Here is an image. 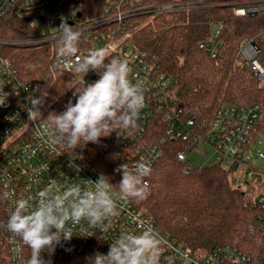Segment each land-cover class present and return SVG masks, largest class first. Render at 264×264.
I'll return each mask as SVG.
<instances>
[{
  "label": "built area",
  "instance_id": "obj_1",
  "mask_svg": "<svg viewBox=\"0 0 264 264\" xmlns=\"http://www.w3.org/2000/svg\"><path fill=\"white\" fill-rule=\"evenodd\" d=\"M211 1L214 0H108L103 14L83 17L79 6L68 5L64 0H0V16L38 11L49 25L60 27L67 20L74 21L72 26L81 33L90 32L86 41H90L91 46L82 49L80 45L78 56L83 57L90 50L103 48L107 50L109 60L126 59L130 67V81L138 85L145 96L137 129L113 131L102 137L98 144L88 143L83 148H77V158L71 160L70 157L75 155L72 149L57 143L53 151L43 118L53 112L62 113L69 101L76 102L73 86L83 87L80 77L74 75L73 80L51 101L44 102L43 98V104L38 106L41 116L37 114L35 119H29V97L42 96L43 80L26 81L20 78L12 61L0 51V96L8 94L5 105L0 106V264H27L30 256V249L18 239L13 242L12 234L6 229L12 200L27 199L35 204L38 191L45 188L52 192L63 191L70 184L87 189L84 181L95 182L100 176L84 154V148L89 146L100 147L117 165L127 163L131 167L136 161L143 160L152 168L163 154V140L152 143L147 138L148 128L157 115H163L166 120L165 137L184 142V150L177 153L180 161L187 162V152L204 143L213 151V162H219L226 168L234 167L232 178L236 184H247L253 178H261L264 182V168L261 169L260 165V160L264 161V132L255 138L252 136L261 117V105L222 104L208 127L196 115L183 112L170 103L168 89L171 77L159 69L154 54L134 49L129 40L131 32L127 30V20L138 12L155 15L169 10H190ZM216 1L231 5L238 16L253 17L264 13V0ZM222 29V22L212 23L208 39L200 43V47L205 48L213 58L223 54ZM55 36L56 32L47 33L18 43L22 46L36 45L55 41ZM3 43L0 39V45ZM260 52L255 37L246 38L240 44L236 62L239 65L248 64L255 77L263 81L264 66L259 59ZM97 79L99 75L94 71L84 76L86 85ZM70 164L73 166L70 167ZM76 167L79 172L75 171ZM52 180H56L54 186ZM144 180L149 184L147 177ZM110 191L113 195L118 192L114 187ZM5 192L10 193L11 199L4 198ZM259 201L264 207V194H260ZM147 226H151L164 242L160 256L165 257V264H252L251 256L232 244L218 246L206 255H196L169 234L161 232L155 219L134 200H117V214L111 218V227L107 232L91 226L86 220L70 224L72 239L62 240L51 255L44 252L42 256L46 262L56 264L57 257L68 246L93 247L98 253L107 254L109 245L122 232L139 233Z\"/></svg>",
  "mask_w": 264,
  "mask_h": 264
},
{
  "label": "trees",
  "instance_id": "obj_2",
  "mask_svg": "<svg viewBox=\"0 0 264 264\" xmlns=\"http://www.w3.org/2000/svg\"><path fill=\"white\" fill-rule=\"evenodd\" d=\"M81 8L83 17L104 13L108 0H64ZM165 1V0H157ZM39 15L6 14L0 16V39H31L43 34L37 24ZM222 22L223 54L213 58L200 47L210 35L212 23ZM129 38L136 50H147L156 56L158 67L171 77L168 97L179 110L194 114L210 126L222 104L261 105V117L253 138L264 132V80L259 81L248 64L236 62L241 42L255 37L264 66V13L238 16L231 5L211 1L190 10H169L152 15L138 12L127 20ZM90 32L82 33V49L91 46ZM0 51L14 64L20 78L43 80L44 102H49L72 80L74 75L55 64V41L30 46L0 45ZM46 93V95H44ZM57 110V108L55 109ZM163 115H157L148 128L150 142L163 140L161 159L147 178L148 195L135 204L156 221L158 229L179 244L202 256L218 246L236 245L249 254L252 264H264V207L254 201L249 190L236 184L232 168L219 162L190 167L177 153L184 150L180 139L165 137ZM100 147L84 148L87 160L95 169L117 185L122 176L107 152ZM251 180L246 183L250 184ZM118 190L116 187H114ZM93 247L68 246L56 264H93L97 254ZM168 252L165 254L167 255ZM159 264H165L160 256Z\"/></svg>",
  "mask_w": 264,
  "mask_h": 264
},
{
  "label": "clouds",
  "instance_id": "obj_3",
  "mask_svg": "<svg viewBox=\"0 0 264 264\" xmlns=\"http://www.w3.org/2000/svg\"><path fill=\"white\" fill-rule=\"evenodd\" d=\"M81 36V31L66 23L56 29V66L79 76L83 87L73 86L76 102L69 101L65 111L53 112L43 118L53 151L57 143L75 152L88 143L98 144L102 137L113 131L137 129L145 102L143 90L129 79L128 61L109 60L107 50L103 48L78 56ZM89 71L98 73L99 79L86 85L84 76ZM7 96V93L0 96V106L5 105ZM29 101L28 118L41 116L38 106L43 104V95L29 97ZM76 158L75 152L70 159ZM79 170L75 168V171ZM116 171L122 176L117 185L101 174L95 182L84 181L87 189L70 184L63 191L52 192L48 188L38 191L35 204L27 199L12 200L6 229L12 234L13 242L18 239L30 249L27 264H50L43 259L42 253L51 255L62 240L72 239L70 224L86 220L91 226L107 232L111 218L117 214V200L142 201L147 198L148 184L144 178L151 173L148 162L136 161L131 167L122 163ZM52 184L54 186L56 180H52ZM112 187L118 189L116 195L110 191ZM3 196L11 199L8 192ZM163 243L151 226L139 233L125 231L109 245L107 254L97 253L92 257L93 264H159Z\"/></svg>",
  "mask_w": 264,
  "mask_h": 264
},
{
  "label": "rangeland",
  "instance_id": "obj_4",
  "mask_svg": "<svg viewBox=\"0 0 264 264\" xmlns=\"http://www.w3.org/2000/svg\"><path fill=\"white\" fill-rule=\"evenodd\" d=\"M38 13H39L38 11H35V12L32 11V12H29L28 14L39 15ZM37 24L43 34L53 33V32L55 33L56 29L59 28L57 24L49 25L46 22L42 23L40 17H38ZM2 40L4 43H9V44L16 45V46H22L18 42L22 41L23 39H10V40L2 39ZM42 43H46V41ZM212 153H213L212 149H210L209 147H206L204 143H201L197 145L196 147H194L193 150L187 152V162L190 167L209 165L213 163ZM260 165H261V169H263L264 161L260 160ZM261 180H262L261 178L259 179L253 178L250 184H243L241 186L243 190H249L250 195L254 201L258 200L260 194H264V182H261Z\"/></svg>",
  "mask_w": 264,
  "mask_h": 264
},
{
  "label": "water",
  "instance_id": "obj_5",
  "mask_svg": "<svg viewBox=\"0 0 264 264\" xmlns=\"http://www.w3.org/2000/svg\"><path fill=\"white\" fill-rule=\"evenodd\" d=\"M78 15L80 16L81 13H78ZM73 23H74V21H72V20H67V21H66V24H68V25H70V26H72Z\"/></svg>",
  "mask_w": 264,
  "mask_h": 264
}]
</instances>
